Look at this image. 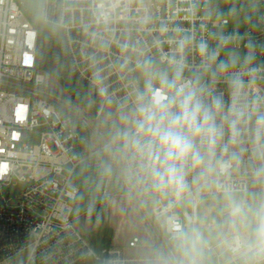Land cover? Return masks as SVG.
<instances>
[{"label":"clouds","instance_id":"clouds-1","mask_svg":"<svg viewBox=\"0 0 264 264\" xmlns=\"http://www.w3.org/2000/svg\"><path fill=\"white\" fill-rule=\"evenodd\" d=\"M88 11L100 106L86 144L100 181L159 228L151 264H264V44L198 34L152 0H90Z\"/></svg>","mask_w":264,"mask_h":264},{"label":"built area","instance_id":"built-area-1","mask_svg":"<svg viewBox=\"0 0 264 264\" xmlns=\"http://www.w3.org/2000/svg\"><path fill=\"white\" fill-rule=\"evenodd\" d=\"M89 3L42 0L39 20L59 31L61 42L52 34L57 48L87 86L80 95L47 85L39 68L40 24L26 14L24 0H0V264H151L153 252L163 245L157 225L140 212L148 239L134 234L126 246L113 240L99 246L76 222L81 187L74 175L82 164L96 165L86 140L100 106L97 100L86 110V101L96 100L84 57L92 51ZM152 3L161 18L198 34L238 32L264 44V0ZM193 3L198 4L195 14L190 11ZM208 8L222 19H207ZM233 8L235 14L229 15ZM238 47L246 51L244 41ZM257 60L264 63V52L257 51ZM259 83L264 87V81ZM218 87L226 91L224 84ZM87 118L93 123L85 128Z\"/></svg>","mask_w":264,"mask_h":264},{"label":"rangeland","instance_id":"rangeland-1","mask_svg":"<svg viewBox=\"0 0 264 264\" xmlns=\"http://www.w3.org/2000/svg\"><path fill=\"white\" fill-rule=\"evenodd\" d=\"M220 1V0H219ZM25 12L33 16L38 24H41L42 0H24ZM226 2V0H221ZM40 20V21H39ZM241 20V19H240ZM46 33L40 49L39 68L45 72L47 85L59 90L85 94L87 86L73 74L66 64L64 51H59L52 34L57 33V39L61 42L58 30L45 25ZM74 180L81 187V193L75 201L76 222L85 231L93 235L96 223L88 213L91 204L98 198L104 199L105 223L113 228V242L126 246L129 238L138 234L148 239L147 229L142 217L136 208L129 204L118 185L114 183H102L96 171V165L82 164L74 175ZM109 192L105 193L104 190Z\"/></svg>","mask_w":264,"mask_h":264},{"label":"trees","instance_id":"trees-1","mask_svg":"<svg viewBox=\"0 0 264 264\" xmlns=\"http://www.w3.org/2000/svg\"><path fill=\"white\" fill-rule=\"evenodd\" d=\"M40 32L46 33L44 24H40ZM45 35V34H44ZM71 92L75 94L74 89L69 88ZM90 217L96 223V229L92 235L93 241L102 246L104 244H110L113 240L114 231L111 226L105 223V204L103 198H98L93 201L88 212Z\"/></svg>","mask_w":264,"mask_h":264},{"label":"water","instance_id":"water-1","mask_svg":"<svg viewBox=\"0 0 264 264\" xmlns=\"http://www.w3.org/2000/svg\"><path fill=\"white\" fill-rule=\"evenodd\" d=\"M94 98H95L96 100H98V97H97V94H96V93L94 94Z\"/></svg>","mask_w":264,"mask_h":264}]
</instances>
